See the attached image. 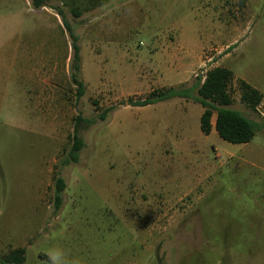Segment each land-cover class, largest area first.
<instances>
[{
  "label": "rangeland",
  "instance_id": "rangeland-1",
  "mask_svg": "<svg viewBox=\"0 0 264 264\" xmlns=\"http://www.w3.org/2000/svg\"><path fill=\"white\" fill-rule=\"evenodd\" d=\"M80 3L0 0V264L20 247L24 264H264V103L237 88L264 94V0H109L75 18ZM216 67L249 143L204 135L193 98L134 106L198 97Z\"/></svg>",
  "mask_w": 264,
  "mask_h": 264
},
{
  "label": "trees",
  "instance_id": "trees-1",
  "mask_svg": "<svg viewBox=\"0 0 264 264\" xmlns=\"http://www.w3.org/2000/svg\"><path fill=\"white\" fill-rule=\"evenodd\" d=\"M74 1V0H73ZM109 0H81L82 4L72 6L71 13L75 18H80L84 12L91 11L104 6ZM245 3L246 0H240ZM34 6L39 8L44 6L45 0H33ZM82 5V6H81ZM65 28L72 40V49L74 51L75 61H79V46L77 37L73 34L71 27L64 21ZM235 81L233 71L226 67H216L208 69L205 74L204 82L196 85L198 97H193L194 88H167L154 90L149 93L145 99L135 102L136 107H146L157 103L165 102L171 99H195L203 108L200 118L201 132L208 136L212 131V119L216 115L215 130L219 137L231 144H246L255 137V123L245 117L240 112L230 109L234 103L231 93V86ZM78 96H83V85L79 84ZM237 88L240 93L241 102L251 111L257 112L263 102V94L246 81L239 79ZM108 112L101 114V120H105ZM72 148L69 153V160L65 164L77 163L78 154L83 149L84 143L77 136L72 139ZM65 189L63 178L56 180L55 207L60 209L62 202V193ZM26 261V249L15 248L9 251L3 258L2 264H24Z\"/></svg>",
  "mask_w": 264,
  "mask_h": 264
},
{
  "label": "crops",
  "instance_id": "crops-1",
  "mask_svg": "<svg viewBox=\"0 0 264 264\" xmlns=\"http://www.w3.org/2000/svg\"><path fill=\"white\" fill-rule=\"evenodd\" d=\"M242 80H244V79H242ZM244 81H245V80H244ZM247 83H248V82H247ZM249 84H250V83H249ZM250 85H251V84H250ZM253 87H254V86H253ZM254 88H256V87H254ZM256 89H257V88H256ZM258 90H259V89H258ZM259 91H260V90H259ZM260 92H261V91H260ZM261 93H262V92H261ZM262 94H263V93H262ZM263 103H264V94H263V102H262V104H263ZM262 104H261V105H262ZM213 117H214V116H213ZM215 119H216V117H215ZM212 120H213V119H212ZM212 127H213V128H212L211 133H212L213 130L215 129V122H214V123L212 122Z\"/></svg>",
  "mask_w": 264,
  "mask_h": 264
},
{
  "label": "built area",
  "instance_id": "built-area-1",
  "mask_svg": "<svg viewBox=\"0 0 264 264\" xmlns=\"http://www.w3.org/2000/svg\"><path fill=\"white\" fill-rule=\"evenodd\" d=\"M206 71L207 70H205V71H203L201 74H202V81L201 82H204V80H205V74H206Z\"/></svg>",
  "mask_w": 264,
  "mask_h": 264
}]
</instances>
